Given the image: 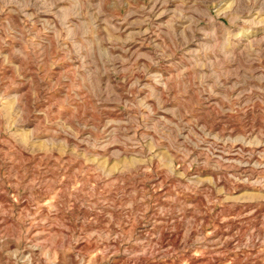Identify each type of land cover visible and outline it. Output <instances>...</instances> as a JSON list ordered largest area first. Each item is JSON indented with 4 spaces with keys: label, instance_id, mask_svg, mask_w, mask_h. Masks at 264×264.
<instances>
[{
    "label": "rangeland",
    "instance_id": "374dc122",
    "mask_svg": "<svg viewBox=\"0 0 264 264\" xmlns=\"http://www.w3.org/2000/svg\"><path fill=\"white\" fill-rule=\"evenodd\" d=\"M24 2L14 0L0 11L8 60L0 59V78L11 85V94H25L19 115L31 121L28 127L21 124L18 138L0 133V264H50L43 254L49 243L55 245L49 252L55 264H264V167L259 166L264 148L254 154L244 145L246 132L264 130V54L256 59L245 52L248 41L233 39L223 15L213 14L224 26L219 37L215 28L204 30L211 19L199 22L203 39L157 15L140 28H128L141 31L158 21L139 42L111 50L112 57L122 59L109 62L111 75L103 85L97 80L91 95L74 94L79 65L60 51L55 38L39 41L33 56L23 55L24 41L34 39L23 29L39 28L26 25ZM135 2L167 11L178 0ZM124 3L111 0L119 15L125 14ZM256 6L264 8V0ZM140 19L132 9L128 23ZM258 43L264 49V42ZM140 52L152 55L137 59ZM129 56L134 63L125 64ZM204 57L210 68L199 73L198 82L207 86L187 93L193 135L177 124L173 101L166 109L171 115L159 120L173 124L169 140L176 150L164 147L142 174L113 172L104 179L94 163L99 153L89 157L86 143L58 131L73 128L79 117L91 118L98 92L119 98L113 82L127 103L131 97L124 85L133 79L146 83L145 71L153 81L163 78L187 88L195 66L206 67ZM93 75L88 73L90 83ZM123 111V105L106 101L96 117L112 113L109 119L119 124ZM91 138L85 134V140Z\"/></svg>",
    "mask_w": 264,
    "mask_h": 264
},
{
    "label": "clouds",
    "instance_id": "9594fccd",
    "mask_svg": "<svg viewBox=\"0 0 264 264\" xmlns=\"http://www.w3.org/2000/svg\"><path fill=\"white\" fill-rule=\"evenodd\" d=\"M13 2L14 0H0V11ZM256 4L257 0H178L174 8H169L167 11H153L146 5L136 7L135 0H125V14L119 15L120 10L113 9L111 0H25L23 9L26 25L36 24L39 28L26 26L23 29L25 37L34 38L24 41L28 51L23 55L33 56L39 50V41L45 37L55 38L60 51L68 55L71 63L79 65L73 93L82 90L85 94L91 95L90 89L96 86L97 80L103 85L110 77L109 62L113 59H122V57H112L111 50L113 48L123 50L128 43L139 42L137 38H142L158 21H153L141 31H129V27L140 28L141 24L151 17L167 16L175 28L182 29L185 33L197 31L203 39V32L198 31L199 22L211 19L212 24L206 26L204 30L215 28L219 37L224 31V26L215 22L213 15L215 13L216 16L223 15L228 20L233 39L238 40L240 44L248 41L244 51L260 59L264 54V49H261L258 43V41L264 42V8L257 7ZM132 9H135L142 19L131 20L129 24ZM236 32L240 33L239 37L235 36ZM176 34L179 35L178 32ZM77 45L80 47L79 52H76ZM5 46H7L6 41L0 38V59L7 64L8 60L3 51ZM231 50L235 51V49ZM124 55L127 53L125 52ZM150 55L152 54L145 55L140 52L136 58L143 57L148 61ZM207 59V57L203 58L206 65L204 69H201L199 64L195 66L187 88L182 85L173 86L172 81L163 78L153 81L150 73L145 71L144 75L148 77L146 83L133 79L130 85L127 83L124 85V89L131 97L127 103H124L123 91L115 86V82L113 89L115 93H119V98L116 95L105 97L102 92H98L95 98L97 102L94 105L96 113H101L106 101L123 105L125 111L120 112L122 122L119 124L109 119L112 113L103 112L99 119L96 113H93L91 118L79 117L73 128L66 130L58 128V131H65L66 135L75 137L78 143H86L89 157L99 153L94 163L97 173L104 179L109 178L113 172L140 175L150 167L154 159L160 156L164 147L176 150L169 140L170 134L175 131L173 124L170 121L166 123L159 120L161 115H171L166 109L172 107L173 101L176 105L177 124L182 129L188 130L190 137L193 135L195 119H189L192 116V104L187 93L192 89L199 91L201 88H206L205 82H198V76L201 71L209 70ZM124 63L131 64L134 61L129 56ZM228 67L231 68L232 65ZM243 70L242 68L241 71ZM89 72L94 74L91 83L88 79ZM125 79L127 80L128 77L126 76ZM157 86H162L163 91ZM10 88L11 85L0 78V133L17 137L21 124L28 127L31 121H22L19 115L25 110L27 103L23 99L25 94L18 92L13 95L9 91ZM173 91L177 95L173 96ZM260 91H264V88ZM133 109L135 115L131 114ZM85 134L91 135L92 138L85 140ZM245 137L244 145L254 154L256 149L264 148V130L255 135L246 132ZM239 142V140L229 141L233 144ZM259 155L264 157V152ZM113 162L115 166L109 169L108 165ZM259 166L264 167V165ZM128 207L130 208L131 204ZM54 247V243H49V251L43 253L50 258V264H55V259L49 256L50 250ZM102 254L103 252L97 253V255ZM23 260H28V257H24ZM81 264L84 262L81 261Z\"/></svg>",
    "mask_w": 264,
    "mask_h": 264
}]
</instances>
